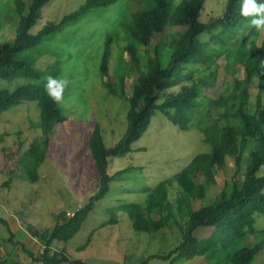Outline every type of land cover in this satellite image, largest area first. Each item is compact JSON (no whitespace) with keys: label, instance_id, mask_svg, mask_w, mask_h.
I'll return each instance as SVG.
<instances>
[{"label":"trees","instance_id":"1","mask_svg":"<svg viewBox=\"0 0 264 264\" xmlns=\"http://www.w3.org/2000/svg\"><path fill=\"white\" fill-rule=\"evenodd\" d=\"M15 1L19 24L12 43L0 50V79L11 82L27 78L34 83L13 90L0 89V115L26 102L37 103L41 115L34 125L41 130V136L22 155L19 150L10 152L7 156L16 163L6 162L4 166L21 167L25 178L37 183L40 179L38 169L48 159L55 127L65 120L61 106L49 98L44 88L45 77L58 76L60 70L58 62L40 69L21 56L68 24L121 0H86L78 10L59 23L46 24L36 35L31 30L41 19L43 8L53 0ZM132 1L141 8L125 13L115 32L108 36L100 66L108 94L126 98V74L116 77L110 67L114 39L120 33L126 35L127 43L122 52L139 72L129 98L127 132L115 147L108 148L96 126L89 146L100 177L99 191L85 208L55 226L46 241L41 261L44 264H87L73 260L66 251L52 253L51 245L54 242L67 244L73 239L96 204L107 196L111 184L122 179L129 170L111 176L108 172L110 160L132 153L157 113L180 131L189 132L195 127L197 113L207 109L209 117L213 110L222 112L213 124L201 127L203 141L211 151L197 155L182 172L160 183L149 194L146 204L108 209L110 220L106 225L118 224L119 212L129 216L137 232L158 233L175 222L182 234L181 241L169 252L154 256L170 260V264L194 258L201 260V264H255L264 250V229L256 230L257 219L264 217V174H261L264 106L260 95L254 104L251 102L250 91L257 79L260 84L264 81V32L259 37L249 20L241 16L243 0H226L222 15L208 22L201 20L206 0ZM160 46L171 51L167 67L162 65ZM239 48L242 51L236 59L235 52ZM140 51L145 52V60ZM245 154L248 159L243 179H240L237 176ZM228 159L233 160V179L214 200L190 210L188 206L197 197L203 177L209 171L228 168ZM175 186L182 195L178 200L180 217L170 201ZM251 238L254 242L248 243ZM27 253L33 257L31 252Z\"/></svg>","mask_w":264,"mask_h":264},{"label":"rangeland","instance_id":"2","mask_svg":"<svg viewBox=\"0 0 264 264\" xmlns=\"http://www.w3.org/2000/svg\"><path fill=\"white\" fill-rule=\"evenodd\" d=\"M85 2L86 0L51 1L43 8L42 17L31 33L38 34L48 23H59ZM225 4L226 0H206L201 20L208 22L221 16ZM140 8L141 5L137 2L121 0L108 8L95 10L47 37L43 44L21 56L40 69L54 66L58 62V76L70 79L71 87L65 92L64 102L60 104L65 120L55 127L48 159L38 169L40 179L36 184L25 178L21 167L12 165V168H6L4 165L15 161L7 156L10 152L19 150L22 155L40 138L41 130L34 125L40 121V108L35 102H26L0 115V184L4 190L9 189L10 184L14 186L7 194L2 190L4 198L1 196L0 201L3 200L6 204L16 200V207L21 212L30 214L26 217L25 224L30 234L38 239V243L28 240L23 243L35 254L33 257L20 248L10 251L0 245V264L10 257L7 252L10 255L13 253V258L9 261L44 264L42 259L37 258L42 257L45 251L41 240L57 224L69 219L68 213L74 216L98 193L100 177L92 158L90 137L98 126L108 148L115 147L123 138L128 128L129 98L139 75L128 55L122 52L127 43L126 35L120 33L110 49L112 73L116 77L126 74V98L108 94L101 79L100 66L108 36L115 32L125 13L135 12ZM18 24L16 1L0 0V50L4 45L12 43ZM262 33L258 32L259 37ZM157 43L158 41L155 44L158 45ZM213 45L215 46L214 43ZM241 51L239 48L235 52L236 59ZM160 53L162 65L167 67L171 51L166 46H160ZM140 54L145 60V52L140 51ZM233 72L234 69L231 73ZM212 76L215 77V73ZM30 83L34 82L27 78L11 82L0 79V89L13 90ZM250 92L251 102L254 104L257 95H260L264 106V81L260 84L257 79ZM221 113L213 110L209 117L208 110L202 109L196 115L195 127L189 132L180 131L161 113H157L145 135L134 145L133 152L110 160L108 172L111 176L116 172L129 170L122 179L111 184L109 193L96 204L80 232L67 244L55 242L51 248L52 253L66 251L73 259L87 264H170V260L154 256L169 252L181 241L182 234L175 222H172L170 228L158 233L137 232L124 212L118 213V224L106 225L110 220L106 211L122 205L146 204L149 194L160 183L182 172L197 155L209 153L211 147L203 141L201 127L213 124L217 116L221 117ZM198 124L200 127L196 126ZM247 159L245 154L241 172L237 176L240 179H243ZM234 174L232 159H228V168L209 171L199 183L197 197L190 202L189 209L200 208L214 200L226 183L233 179ZM261 174H264V167ZM181 196L180 190L175 186L171 190L170 201L176 215L179 214L178 200ZM0 216H6L2 208ZM23 219L25 221L21 217ZM21 224L25 225L23 222ZM263 229L264 217L261 216L257 219L256 230ZM253 242L254 238L248 239V243ZM194 260L195 258L192 261H177L175 264H201V260ZM255 264H264V250L257 256Z\"/></svg>","mask_w":264,"mask_h":264},{"label":"crops","instance_id":"3","mask_svg":"<svg viewBox=\"0 0 264 264\" xmlns=\"http://www.w3.org/2000/svg\"><path fill=\"white\" fill-rule=\"evenodd\" d=\"M0 171H1V168H0ZM33 184H36V183H33ZM1 186H2V184H0V197L2 196V198H4V193H6L10 188H13L14 187V186H11V184H10V188L7 189V190H4V189H2ZM2 190H3L4 193H2ZM11 192L12 191H9V193H11ZM16 202H17L16 200H11V202L9 201L8 203L4 204L3 203V200L0 201V208H2L4 210L5 215H6L5 218H3V217L0 216V243H1L0 245H4L10 251H12L14 249L20 248L25 253L27 251L28 252H31L27 248V246L24 245L23 243L25 242V240H28L31 243H32V241L34 243H38V239L34 238L30 234V231H29L28 227L25 224L26 221H27L26 220V217H28L30 214L27 213V212L26 213L21 212V210H19V208L16 207ZM21 217H24L25 218V221H24V219L21 220ZM22 222L25 225L21 224ZM51 232H49L44 237V239L41 240L42 241L41 244L43 245L44 249H46V247H47L46 246V241L48 240ZM3 234H4V237H2ZM52 245H51V248H52ZM7 253L9 254L8 256H10V257H7L6 260H4L3 262H1V264H23V262L21 263V262H18L16 260L9 261L10 258H13V253H12V255H10L9 252H7ZM26 254H28V253H26ZM33 255H35V254H33ZM37 258L38 259H42V257H37ZM70 258H72V257L70 256ZM73 260H75V259H73Z\"/></svg>","mask_w":264,"mask_h":264},{"label":"clouds","instance_id":"4","mask_svg":"<svg viewBox=\"0 0 264 264\" xmlns=\"http://www.w3.org/2000/svg\"><path fill=\"white\" fill-rule=\"evenodd\" d=\"M240 14L249 20L258 32H264V2L261 0H243ZM44 88L49 98L57 105L64 102L65 92L71 87V80L62 76L45 77Z\"/></svg>","mask_w":264,"mask_h":264},{"label":"built area","instance_id":"5","mask_svg":"<svg viewBox=\"0 0 264 264\" xmlns=\"http://www.w3.org/2000/svg\"><path fill=\"white\" fill-rule=\"evenodd\" d=\"M67 215H68V218H72V217H73V216H71V214H70V213H68Z\"/></svg>","mask_w":264,"mask_h":264}]
</instances>
